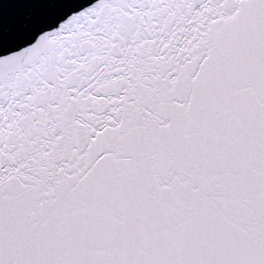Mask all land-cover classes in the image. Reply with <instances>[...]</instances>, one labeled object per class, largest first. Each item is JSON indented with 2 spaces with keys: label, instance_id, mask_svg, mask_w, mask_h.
I'll return each mask as SVG.
<instances>
[{
  "label": "snow or ice",
  "instance_id": "obj_1",
  "mask_svg": "<svg viewBox=\"0 0 264 264\" xmlns=\"http://www.w3.org/2000/svg\"><path fill=\"white\" fill-rule=\"evenodd\" d=\"M37 2L0 33V264H264V0Z\"/></svg>",
  "mask_w": 264,
  "mask_h": 264
},
{
  "label": "water",
  "instance_id": "obj_2",
  "mask_svg": "<svg viewBox=\"0 0 264 264\" xmlns=\"http://www.w3.org/2000/svg\"><path fill=\"white\" fill-rule=\"evenodd\" d=\"M4 3L5 0H0V5H4ZM37 6V0H12L5 10L0 11V33L6 32L18 19L27 15Z\"/></svg>",
  "mask_w": 264,
  "mask_h": 264
}]
</instances>
